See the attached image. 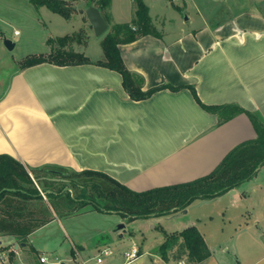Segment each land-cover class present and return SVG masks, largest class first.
I'll return each mask as SVG.
<instances>
[{
  "label": "crops",
  "instance_id": "1",
  "mask_svg": "<svg viewBox=\"0 0 264 264\" xmlns=\"http://www.w3.org/2000/svg\"><path fill=\"white\" fill-rule=\"evenodd\" d=\"M143 1L150 15L161 19L160 11L172 9L168 21L173 23L166 26L164 18L159 26L152 16L161 37L149 34L119 46L127 68L144 77L143 89L192 85L204 104L226 107L217 113L204 109L189 88L160 89L147 99L133 100L119 72L94 63L44 62L20 68L26 56L14 55L4 44L10 20L29 23L41 33L40 44L47 50L27 56L50 52L47 40L63 35L53 34L48 23L54 17L47 7L36 9L29 0H0V154L28 168L102 171L144 191L206 176L237 145L257 138L247 111L264 119V0ZM88 7L86 1L85 7L77 5L74 15L79 29L87 27L91 36L93 27L82 16ZM134 15V0L112 1V23L130 22ZM18 35L15 30L13 36ZM89 46L75 48L94 61L104 57L101 51L91 56ZM202 201L191 206L210 207L183 222L184 228L196 225L212 251L201 264H264V165L236 188ZM189 211L146 220L156 227L164 217L187 216ZM59 219L55 215L32 232L28 242L0 235L11 264H36L41 255L53 258L32 238ZM139 249L136 264H145L148 251ZM84 251L73 243L70 254L84 257ZM160 262L153 264H173L162 257Z\"/></svg>",
  "mask_w": 264,
  "mask_h": 264
},
{
  "label": "trees",
  "instance_id": "2",
  "mask_svg": "<svg viewBox=\"0 0 264 264\" xmlns=\"http://www.w3.org/2000/svg\"><path fill=\"white\" fill-rule=\"evenodd\" d=\"M29 1L36 9L45 6L70 20L80 0ZM85 1L88 6H96L109 24V30L101 39L104 57L94 61L85 52L75 48V45L84 47L89 42V30L83 26L73 33L49 38L47 44L50 52L26 56L20 61V68L44 62L58 65L94 63L119 72L123 87L133 100L147 99L160 89L176 91L189 88L204 109L217 113L226 107L204 104L192 85L166 84L145 91L144 77L127 68L119 46L149 34L162 36L153 22L149 6L143 0H134V18L130 22L112 23L110 8L113 0ZM247 114L257 131V138L237 145L210 174L144 191H135L102 171L78 172L57 165L28 168L9 154H0V235L15 236L20 241L28 242L29 235L55 215L78 214L88 206L99 212H116L134 220L178 213L198 200L219 197L254 177L259 167L264 165V119L258 113L247 111ZM35 181L45 190V196L55 199L64 196L70 207L66 210L50 208ZM42 204L46 206L42 208ZM34 252L37 254L36 250ZM159 253L164 260H169L170 254H173L175 260L186 256L188 264H201L211 256L212 251L199 228L190 225L181 231L165 232ZM36 264L42 263L38 260Z\"/></svg>",
  "mask_w": 264,
  "mask_h": 264
},
{
  "label": "rangeland",
  "instance_id": "3",
  "mask_svg": "<svg viewBox=\"0 0 264 264\" xmlns=\"http://www.w3.org/2000/svg\"><path fill=\"white\" fill-rule=\"evenodd\" d=\"M85 7V1L76 3ZM262 8V7H261ZM192 14H194L193 8L189 9ZM264 10V9H263ZM49 11V10H47ZM160 10H156L159 13ZM167 11V12H166ZM160 11L159 14H164L163 18H158L153 12L151 17L156 20V24L161 25L164 18L166 19V26L171 27L173 23L169 22V12L172 9ZM54 18L49 22V26L53 34L65 35L73 33L79 30L77 18L73 15L72 19L67 20L63 16L49 12ZM188 16L185 11L183 19ZM77 16H80L77 14ZM82 16L87 19L85 8L82 9ZM1 24V23H0ZM19 30L18 36L14 37V31ZM5 31L8 39L13 42H17L18 47L13 49V54L16 56H27V54L35 52H45L47 48L41 46L40 39L41 33L37 29L30 25L29 23H24L21 20H10L9 23L5 24ZM14 38V39H11ZM101 37L94 35L90 36L89 39V54L95 57L98 51L103 53L101 46ZM40 193L42 194L46 204L54 208L55 210H66L70 207V203L66 197L62 196L59 199L53 197L45 196V190L36 182ZM51 204V205H49ZM215 206V204H211ZM43 207V206H42ZM190 206V211L187 216H167L161 220V225L157 224L156 227H152L149 222L144 218H138L134 220H129L124 218L121 214L116 212H98L90 210L91 207H86V211L80 214H72L69 216L58 215L59 220L53 222L43 230L37 232L33 236V244L41 250H44L52 254L56 258L65 259L69 264V259L72 257L70 252L72 244L76 243L85 248L83 253L84 257H92L97 254L98 249L93 247L95 243H101V245L111 246L115 253L108 257L104 264L111 262V264H122L125 262V257L123 252L130 249L133 245L137 247H142L143 250H147L148 253L144 255L145 264L154 263L157 260L159 263L161 259V254L159 253L160 242L164 241L165 231L173 232L175 230H180L184 228L183 222L188 218L194 217L196 214H201L206 211L210 206H202L201 208H193ZM219 209V206H218ZM53 212V211H52ZM216 221H219L218 216L215 217ZM120 224H125V227L119 229ZM123 234V237L119 235ZM66 237V239H65ZM5 247V243H3ZM8 248V247H7ZM170 261L173 264H178L179 260L185 261L188 264V258L183 256L179 260H175L173 254H170ZM162 261V260H161ZM137 260L127 263L136 264ZM163 263V262H162Z\"/></svg>",
  "mask_w": 264,
  "mask_h": 264
},
{
  "label": "built area",
  "instance_id": "4",
  "mask_svg": "<svg viewBox=\"0 0 264 264\" xmlns=\"http://www.w3.org/2000/svg\"><path fill=\"white\" fill-rule=\"evenodd\" d=\"M115 253L114 249L109 245H104L98 248L96 255L92 257H82L79 252L69 260V264H104L106 259ZM126 262H133L141 257L140 249L133 245L130 249L123 252ZM39 261L42 264H68L59 258H50L47 255L39 256ZM11 257L9 251L0 243V264H11ZM178 264H186L185 261H179Z\"/></svg>",
  "mask_w": 264,
  "mask_h": 264
},
{
  "label": "water",
  "instance_id": "5",
  "mask_svg": "<svg viewBox=\"0 0 264 264\" xmlns=\"http://www.w3.org/2000/svg\"><path fill=\"white\" fill-rule=\"evenodd\" d=\"M86 15H87L88 20L90 21V24L93 27V30L96 36L102 37L109 30V24L104 19L101 11L96 6L94 5L89 6L86 10ZM185 17L187 18L186 15ZM4 44L9 50L14 49L15 43L8 38H4ZM202 202H207V201L203 200ZM183 212H186V209L183 210ZM124 227H125V224L119 225V229H122ZM18 246L19 244L16 245V247Z\"/></svg>",
  "mask_w": 264,
  "mask_h": 264
}]
</instances>
